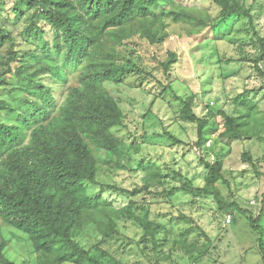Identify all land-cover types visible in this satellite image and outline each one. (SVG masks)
I'll use <instances>...</instances> for the list:
<instances>
[{
    "label": "rangeland",
    "instance_id": "obj_1",
    "mask_svg": "<svg viewBox=\"0 0 264 264\" xmlns=\"http://www.w3.org/2000/svg\"><path fill=\"white\" fill-rule=\"evenodd\" d=\"M175 1L196 19L165 18L155 36L145 23L109 27L78 68L61 67L60 76L54 77L40 68L61 64L62 55L26 57L41 53L40 39L28 40L24 33L34 9L23 6L16 15L14 0H0V23L10 29L13 50L27 66L18 76L16 63H11V71L5 73L1 61L11 45L10 41L0 45V74H5L0 100L18 107V100L26 96L24 79L31 77L50 87L54 116L71 90L83 87L82 80L89 76L117 66L141 68L140 74L93 82L70 101L75 110L96 97L101 104H115L121 114V124L105 131L113 144L83 134L97 162L96 183L83 181L82 186L87 197L102 201L96 213L86 208L74 220L76 240L103 264H264L260 252L264 249V75L259 72H264L259 45L264 37V0H235L248 15L228 18L212 0ZM160 10L168 12L170 7L162 3ZM36 23L44 29L50 49L56 42L62 44L52 26L40 19ZM171 89L191 100L193 112L205 120L201 148L194 146L196 124L183 118L182 103ZM15 114L0 110V122L16 124ZM224 115L242 123L241 138L225 135ZM35 127L26 130L18 147L0 156L1 189L18 191L15 151L30 146ZM165 132L185 144L174 143ZM202 161L219 162L223 179L208 186L209 171ZM146 179L147 191L143 190ZM202 187L206 191L199 194L187 191ZM6 214L0 210L3 255L16 264L52 262L56 254L38 249L31 233L16 227ZM250 217L260 231L251 227ZM142 222L150 231L157 228L156 242Z\"/></svg>",
    "mask_w": 264,
    "mask_h": 264
},
{
    "label": "trees",
    "instance_id": "obj_2",
    "mask_svg": "<svg viewBox=\"0 0 264 264\" xmlns=\"http://www.w3.org/2000/svg\"><path fill=\"white\" fill-rule=\"evenodd\" d=\"M212 1L220 7L223 18L241 13L248 15L247 10L235 0ZM162 3L170 7L168 12L160 10ZM23 6L34 9L31 23L24 33L28 40L40 39L41 51L40 54L31 52L26 57L39 60L41 56L51 59L54 55H62L64 61L61 64H44L40 68L41 73H51L54 77L60 76L61 67L78 68L82 57L109 33V27L145 23L146 27L154 31L152 34L155 36L164 27L165 18L173 22L196 19L190 10L175 0H14L12 11L16 15L21 14ZM37 19L52 26L54 37L61 38V45L56 42L53 50L50 49V45L43 39L45 31L37 25ZM6 41H10L11 47L1 64L7 73L11 71V63H16L15 73L19 76L27 66L21 62L23 57L20 53L13 50L14 40L10 29L0 23V45ZM259 45L263 53L264 37L259 38ZM64 47L66 50H63ZM163 68L166 71L168 66L165 64ZM142 71L135 65L129 68L117 66L106 69L97 77L96 74L89 76V80H82L83 87L71 90L67 101L54 116L51 111L56 103L50 87L31 77L24 79L23 89L26 96L18 100V107L0 100V110L16 113V124L0 122V156L18 147L24 141L26 130L36 125L30 146L15 151L14 169L19 188L18 191L0 188V210L7 213L16 227L31 233L38 249L50 255V252L56 254L48 264H61L65 261L76 264H103L76 240L73 231L74 220L78 219L86 208H89L91 213H96L102 201L100 197H87L82 186L83 181L96 183L94 175L97 162L83 134L93 135L95 139L102 142L107 140L113 144L111 140L114 139L105 131L108 127L121 124V114L115 104H101L96 97L91 98L87 104L84 102L81 106H76L75 110L70 108V101L83 91L84 87L89 90L93 82L116 79L118 75L125 73L140 74ZM259 72L264 75L262 70ZM4 77L3 72L0 74V84L5 83ZM171 91L182 103L183 118L196 124L197 140L194 146L201 148L205 143V120L193 112L191 100L183 99L177 96L174 90ZM90 92L94 95L93 91ZM224 118L225 135L241 138L239 129L242 123H236L234 118L228 115H224ZM165 135L178 145L185 144L169 132H165ZM202 164L209 171L206 177L208 186L223 179L219 162L202 161ZM143 168L147 169V166ZM149 187L147 180L143 190L147 191ZM137 191L133 190L132 193ZM187 191L199 194L206 191V188ZM255 222L256 220L249 218L251 227L259 230ZM141 224L156 242L157 228L154 227L150 231L147 222ZM2 249L3 245L0 244V264H16L3 255ZM260 249L264 255V249Z\"/></svg>",
    "mask_w": 264,
    "mask_h": 264
},
{
    "label": "built area",
    "instance_id": "obj_3",
    "mask_svg": "<svg viewBox=\"0 0 264 264\" xmlns=\"http://www.w3.org/2000/svg\"><path fill=\"white\" fill-rule=\"evenodd\" d=\"M229 221H230V219H229Z\"/></svg>",
    "mask_w": 264,
    "mask_h": 264
}]
</instances>
